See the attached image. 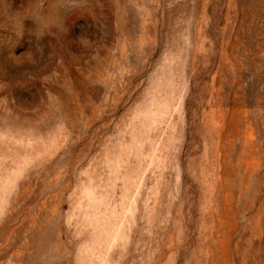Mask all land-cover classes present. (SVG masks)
Returning a JSON list of instances; mask_svg holds the SVG:
<instances>
[{
  "label": "rangeland",
  "instance_id": "1",
  "mask_svg": "<svg viewBox=\"0 0 264 264\" xmlns=\"http://www.w3.org/2000/svg\"><path fill=\"white\" fill-rule=\"evenodd\" d=\"M0 264H264V0H0Z\"/></svg>",
  "mask_w": 264,
  "mask_h": 264
},
{
  "label": "clouds",
  "instance_id": "2",
  "mask_svg": "<svg viewBox=\"0 0 264 264\" xmlns=\"http://www.w3.org/2000/svg\"><path fill=\"white\" fill-rule=\"evenodd\" d=\"M46 2V0H44ZM61 4H68L70 8L75 6V0H60ZM17 17V26L22 29L25 20L31 21L30 33L37 38L51 34H66L68 31V14L61 11V7H53L47 11L40 8L31 12L29 15H21L19 10L11 13Z\"/></svg>",
  "mask_w": 264,
  "mask_h": 264
}]
</instances>
